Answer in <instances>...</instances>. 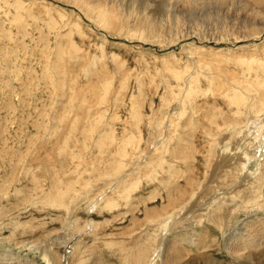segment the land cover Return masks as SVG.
<instances>
[{"label": "rangeland", "instance_id": "1", "mask_svg": "<svg viewBox=\"0 0 264 264\" xmlns=\"http://www.w3.org/2000/svg\"><path fill=\"white\" fill-rule=\"evenodd\" d=\"M207 1L88 0L118 13L103 28L74 0H0V262L134 264L151 244L154 264H264V0ZM225 94L257 95L256 119Z\"/></svg>", "mask_w": 264, "mask_h": 264}, {"label": "bare ground", "instance_id": "2", "mask_svg": "<svg viewBox=\"0 0 264 264\" xmlns=\"http://www.w3.org/2000/svg\"><path fill=\"white\" fill-rule=\"evenodd\" d=\"M76 1L77 3L81 4L82 8H85L86 9V12H90V15L93 14L94 17L93 19L96 21V24H99L100 27H103V28H109V27H112L111 25V19H115L118 15V13H115L113 12L112 10L110 9H106L105 6L102 4V2L98 3V5L96 7H94L93 5V9L92 7L90 6V4H93V2H88V0H85V1H82L80 2L79 0H74ZM231 1V0H230ZM97 2V1H96ZM105 2V1H104ZM176 2H182V3H185L187 6L188 5H191V6H197L200 2L201 3H205V2H208L207 0H176ZM215 5L217 6H221V4H225L226 3V0H214L213 2ZM232 4V2H230ZM208 5V4H207ZM228 5V4H227ZM23 4H19L16 2L15 6L13 8L16 9V12L14 14V17L13 19L16 20L19 15H18V12L20 13V15L23 17L24 14L26 13V10L23 9ZM79 8V5L77 6ZM222 7V6H221ZM23 12V13H22ZM139 18V17H138ZM139 20V19H138ZM137 22V21H136ZM139 22V21H138ZM137 22V24H138ZM143 24H145V22L142 21ZM119 25V24H118ZM128 26V25H127ZM17 27V30H22L23 31V27L21 26V24H17L16 25ZM50 28V26H48ZM117 26H114L113 28H115ZM60 53V51L57 49V54ZM16 73V72H15ZM50 80H51V77H50ZM59 83V82H58ZM226 98H228V101L229 102H233L234 105L236 106V110H235V113L236 114H239L240 113H244L246 115V118L245 120H249V118L251 119H256L257 116H250L249 113L253 114V111H254V108H255V101L257 99V95H247L245 96L244 98H242L241 96H236L235 94H231V96H229L228 94H225L224 95ZM261 102L262 100L264 101V95L260 98ZM102 101V100H101ZM263 104V103H262ZM263 108H264V105H263ZM259 109V108H257ZM256 109V110H257ZM261 111H256L255 113H260ZM262 115H264V109L262 111ZM137 113V112H136ZM257 115V114H256ZM255 122V120L251 121V125H253ZM261 125H263V121L261 122ZM264 127V125H263ZM218 130H221L219 127H217ZM227 131V136H228V140L231 139L232 135L236 134L238 136V140L237 142H241V144L243 143L244 141V136H240V134L242 133L243 129H241L240 127L238 126H235V127H231L230 129L226 130ZM263 131V133H262ZM264 134V130H261L259 128V126L256 128V133H255V136L256 137H262ZM216 140V139H215ZM212 143V142H211ZM219 144L218 141H214V145L213 146H217ZM227 145H230L229 143L228 144H224L222 145L221 147H223V151H225V149H227ZM231 146V145H230ZM248 147V144L245 146V148L247 149ZM236 149L237 147L234 148V152L231 154V155H236L238 154L236 152ZM250 149V147H249ZM248 149V150H249ZM232 150L230 149V152ZM222 152V151H221ZM240 155V154H239ZM242 157L240 158H237V157H232V156H224L221 161L219 162H216L214 165H213V170H218L220 168H225L227 170H242L243 167H244V163L245 161L247 160V156H246V151H243L242 152ZM243 158V160H241ZM233 161V163H231ZM232 164V165H231ZM262 174L259 175V176H255V177H252V178H255L253 179L255 181V185L254 184H251L248 185V188H255V190L253 192H251V194H253V197H257L261 191L260 188H261V184L262 182L264 181V170H262ZM117 173V172H116ZM108 174V172H107ZM252 183V182H251ZM260 184V185H259ZM86 186V185H85ZM125 186V185H124ZM256 186L258 187V189H256ZM125 188V187H124ZM126 189V188H125ZM128 189V188H127ZM73 187L72 186H69L67 188H65V190L63 192H61L60 194L56 195V197H54V201H57V198L59 197V199L63 202L65 197L69 196V194H73V196L75 195L76 198L79 197V193L77 191H73ZM263 196V194H261ZM118 196V195H117ZM122 196V195H121ZM224 198V197H223ZM259 198V197H258ZM107 200V199H106ZM113 200V199H112ZM76 201V200H75ZM107 202V201H106ZM113 202V201H112ZM107 204V203H106ZM110 204V202H109ZM112 204V203H111ZM113 205V204H112ZM99 206V205H98ZM211 209V208H210ZM214 209V208H213ZM218 209L221 210V207L218 206ZM217 210V209H216ZM227 209H224V211H226ZM224 211H222L224 213ZM206 213V212H205ZM213 213L215 214V212H211L210 214H208L209 216V220L210 222H217L221 219V216L220 214H217V215H213ZM207 214V213H206ZM207 216V217H208ZM231 218V217H230ZM245 229V228H244ZM251 228L248 227V229L246 228V235L241 239V240H236L232 246H230V251L231 252H234V253H238L242 250H244L246 247V245H242L240 247V245L242 243H248V245L250 247H255L257 244V239H258V235H256L254 233V230H250ZM244 232V231H243ZM172 245V244H171ZM231 245V244H230ZM152 245L149 244L147 246H145L144 250H145V253L142 254L141 256L139 257H136V259L134 260V264H154V261L157 259L158 254L155 252V249H152L151 247ZM173 249V248H172ZM177 254H178V258L176 260H178L179 258H181V254L179 255V250L176 251ZM229 252V251H228ZM232 254V253H231ZM238 255V254H237ZM241 255V254H240ZM238 255V256H240ZM1 258V257H0ZM5 258V257H4ZM2 259V258H1ZM3 260V259H2ZM5 260V259H4ZM161 260V259H160ZM176 260L174 261V263L176 262ZM47 261V264H50L48 260ZM181 261V260H179ZM250 261V260H249ZM156 262V261H155ZM167 263V264H171V260L169 259H165L164 258V262L163 263ZM6 263V262H5ZM3 262H0V264H5ZM162 263V262H161ZM165 263V264H166ZM156 264V263H155Z\"/></svg>", "mask_w": 264, "mask_h": 264}]
</instances>
